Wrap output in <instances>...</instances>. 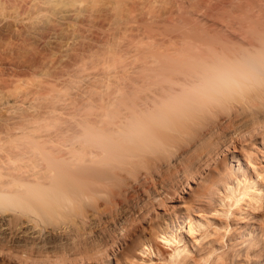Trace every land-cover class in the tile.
<instances>
[{
  "label": "bare ground",
  "instance_id": "6f19581e",
  "mask_svg": "<svg viewBox=\"0 0 264 264\" xmlns=\"http://www.w3.org/2000/svg\"><path fill=\"white\" fill-rule=\"evenodd\" d=\"M1 32L10 37L0 43L6 53H35L34 43L52 48L33 62L8 60L19 70L0 69V206L20 209L13 220L24 236H82L77 220L113 207L128 175L188 169L201 151H215L239 117H264V88H257L184 104L167 123L151 119L178 108L207 63L264 47V0H0ZM132 122L148 126L145 140L124 137ZM241 183L230 188L236 206L256 189V180ZM221 184L206 190L208 201L221 204ZM23 213L73 225L37 227ZM240 236L259 241L254 229ZM206 246L203 262L222 257L215 254L222 242ZM255 256L252 264H264L263 248Z\"/></svg>",
  "mask_w": 264,
  "mask_h": 264
},
{
  "label": "rangeland",
  "instance_id": "374dc122",
  "mask_svg": "<svg viewBox=\"0 0 264 264\" xmlns=\"http://www.w3.org/2000/svg\"><path fill=\"white\" fill-rule=\"evenodd\" d=\"M9 39L0 33L1 44ZM33 45L35 53L24 48L6 53L0 47V69L11 73L19 69L8 60L33 62L36 53L52 51ZM260 116L255 123L249 116L239 117L220 136L215 151H201L188 169L170 166L144 180L128 175L116 188L120 195L113 207L77 220L82 236L46 242L42 236L21 235L20 224L13 220L20 209L0 206V215L5 216L0 232H7L0 233V264H252L257 250L264 249V117ZM217 179L226 183L215 194L224 197L221 204L204 196ZM255 180L256 189H250L240 205L231 204L230 188L241 181L242 189ZM256 193L260 198L255 199ZM22 218L46 229L70 221L28 213ZM246 228L259 235L260 247L241 243L245 237L240 233ZM166 230L170 232L163 234ZM211 239L224 244L215 252L222 257L203 262L200 249Z\"/></svg>",
  "mask_w": 264,
  "mask_h": 264
},
{
  "label": "clouds",
  "instance_id": "9594fccd",
  "mask_svg": "<svg viewBox=\"0 0 264 264\" xmlns=\"http://www.w3.org/2000/svg\"><path fill=\"white\" fill-rule=\"evenodd\" d=\"M257 88H264V47L207 63L189 86L184 99L176 102L178 108L165 109L151 119L167 123L171 116L179 115V107L184 104H212ZM148 134V126L142 122H132L123 133L129 141L145 140Z\"/></svg>",
  "mask_w": 264,
  "mask_h": 264
}]
</instances>
